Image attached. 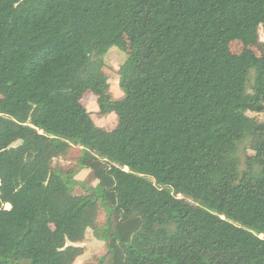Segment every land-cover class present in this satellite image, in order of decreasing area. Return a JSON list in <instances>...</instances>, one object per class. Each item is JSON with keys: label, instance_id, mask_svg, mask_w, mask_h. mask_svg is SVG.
I'll use <instances>...</instances> for the list:
<instances>
[{"label": "trees", "instance_id": "1", "mask_svg": "<svg viewBox=\"0 0 264 264\" xmlns=\"http://www.w3.org/2000/svg\"><path fill=\"white\" fill-rule=\"evenodd\" d=\"M263 26L264 0H0V264H77L87 230L80 264H264Z\"/></svg>", "mask_w": 264, "mask_h": 264}, {"label": "rangeland", "instance_id": "2", "mask_svg": "<svg viewBox=\"0 0 264 264\" xmlns=\"http://www.w3.org/2000/svg\"><path fill=\"white\" fill-rule=\"evenodd\" d=\"M243 48L242 44L237 41H233L230 43V49L234 53H239ZM254 51L257 55H262L264 53V26L260 28L259 31V39L256 44L253 46ZM126 58V53L121 51L119 48L112 46L107 51L106 55L104 56V72L108 75V81L110 84V90L114 97H120L122 95V91L119 88L118 81H119V73L118 70L122 63ZM83 105L87 108V110L91 114V118L94 123L102 127L104 129H112L117 123V117L114 113H110L107 115H101L98 110V106L96 103V97L92 93H86L82 99ZM249 115H254V113H248ZM259 116L260 120L264 121V113L257 115ZM80 146H73L69 153V157H76L80 154ZM120 167L119 165H117ZM123 170H127L126 167L122 168ZM91 171L88 168H84L81 170L77 175L76 178L78 180L86 182L88 185H94L95 181L91 179L90 175ZM77 192H80L77 190ZM9 206L6 205V208ZM82 246L85 247L84 254L79 257L76 261L77 264L82 263L89 258L103 254L105 249L103 246V242L98 240L92 233L91 230H87L85 241L81 243Z\"/></svg>", "mask_w": 264, "mask_h": 264}]
</instances>
